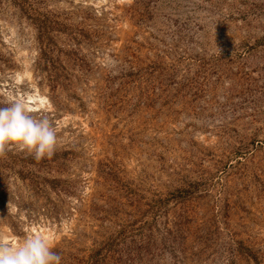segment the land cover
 Segmentation results:
<instances>
[{"label": "rangeland", "instance_id": "374dc122", "mask_svg": "<svg viewBox=\"0 0 264 264\" xmlns=\"http://www.w3.org/2000/svg\"><path fill=\"white\" fill-rule=\"evenodd\" d=\"M11 95L47 97L58 142L0 157V234L50 232L62 264H264V0H0Z\"/></svg>", "mask_w": 264, "mask_h": 264}, {"label": "clouds", "instance_id": "9594fccd", "mask_svg": "<svg viewBox=\"0 0 264 264\" xmlns=\"http://www.w3.org/2000/svg\"><path fill=\"white\" fill-rule=\"evenodd\" d=\"M117 64L113 57L105 56V67L114 69ZM45 111L47 102L31 95L8 97L0 106V157L12 150L27 152L38 161L54 155L56 127L46 115H33ZM54 248L52 234L39 229L20 240L0 234V264H62V256Z\"/></svg>", "mask_w": 264, "mask_h": 264}, {"label": "bare ground", "instance_id": "6f19581e", "mask_svg": "<svg viewBox=\"0 0 264 264\" xmlns=\"http://www.w3.org/2000/svg\"><path fill=\"white\" fill-rule=\"evenodd\" d=\"M16 78V77H15ZM33 97V96H32ZM36 99H40V100H44L49 104V101L47 99V97L43 96V95H36V97H34ZM11 237V236H10Z\"/></svg>", "mask_w": 264, "mask_h": 264}, {"label": "trees", "instance_id": "16d2710c", "mask_svg": "<svg viewBox=\"0 0 264 264\" xmlns=\"http://www.w3.org/2000/svg\"><path fill=\"white\" fill-rule=\"evenodd\" d=\"M41 28L45 29V27L41 26ZM93 261V259H91L89 262H87L86 264H95V262H91Z\"/></svg>", "mask_w": 264, "mask_h": 264}]
</instances>
